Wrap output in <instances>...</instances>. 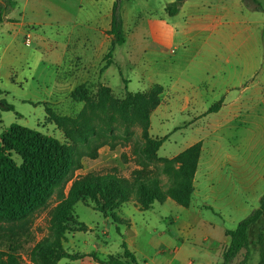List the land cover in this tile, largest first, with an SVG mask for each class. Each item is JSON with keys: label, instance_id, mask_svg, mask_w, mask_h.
I'll return each instance as SVG.
<instances>
[{"label": "crops", "instance_id": "0c3cea01", "mask_svg": "<svg viewBox=\"0 0 264 264\" xmlns=\"http://www.w3.org/2000/svg\"><path fill=\"white\" fill-rule=\"evenodd\" d=\"M13 1L15 6L0 23V80L9 73L15 82L26 81L25 76L18 77L14 64L17 39L24 42L30 33L29 46H34L30 62L55 71L50 97L58 100L79 85L101 83L112 89L116 71L125 91L162 88L159 104L150 114L151 135L164 134L167 140L174 134L190 136L183 147L162 157L202 143L189 206L172 204L170 198L160 203L174 210L169 219L172 227L161 226V217L155 216L161 229L153 234L155 227L145 218L155 203L142 210L130 200L115 209L119 221L111 220L118 230L115 251L106 249L108 243L103 249L87 237L80 242L74 238L68 252L94 251L105 259L120 253L124 241L138 264H195V257L201 261L198 264L219 262L230 241L227 227L223 220L205 217L204 209L210 206L226 215L251 200L259 201L263 194L256 186L264 181L263 0H257L262 10L249 8L242 0H185L173 16L165 6L174 0H149L157 7L146 14L131 6L136 0H125L121 6L125 42L115 47L104 69L114 39L108 33L114 0ZM124 70L127 79L122 78ZM217 102L221 104L211 111ZM209 144L210 161L201 168ZM183 241L192 244L189 250L183 248ZM57 264L99 263L86 255L62 258Z\"/></svg>", "mask_w": 264, "mask_h": 264}, {"label": "trees", "instance_id": "16d2710c", "mask_svg": "<svg viewBox=\"0 0 264 264\" xmlns=\"http://www.w3.org/2000/svg\"><path fill=\"white\" fill-rule=\"evenodd\" d=\"M124 1L113 2L108 33L114 39L105 55L102 69L111 63L110 57L115 47L125 42L121 16ZM183 1L174 0L167 4L166 13L175 15ZM242 1L249 8L262 10L257 0ZM14 6L13 0H0V23ZM84 88V85H79L70 93L73 99L84 101L76 116L60 114L44 104L46 118L63 132L64 141L17 123L10 124L0 133V229H5L3 224H8L11 231L23 229L30 217L56 194V204L49 212V235L38 240L29 252L33 264H57L62 258L74 260L84 257L82 254L70 253L62 246L65 231L71 229L70 214L77 202L90 206L92 201L93 210L104 216L110 214L118 222L114 211L123 202L134 200L140 209L146 210L167 198L188 207L193 197L194 176L202 143L196 142L171 158H157L156 152L165 137L153 139L148 133L150 114L159 104L162 88L154 85L146 92L125 91L121 100L113 98L110 88L101 83L96 87L94 98L78 94ZM4 95L5 92L0 88V111L14 110ZM220 104L215 103L210 110L213 111ZM110 112L118 115L121 124L125 125L126 133L130 132L131 125L137 123L141 126L145 145L133 151L144 159L156 158L159 164L155 168L148 167L141 160L138 162L139 168L133 169L129 177L119 175L116 169L76 174L77 170L83 168V157L97 158L98 149L110 144L116 137L108 116ZM95 119H98L99 125L94 122ZM160 174L166 175L167 183L163 182ZM206 208L214 212L212 207ZM263 216L264 193L256 208L233 229H225L230 241L222 250L221 261L216 264H230L235 260L237 264H247L252 246L258 254L257 264H264V226L258 229L254 240L251 241L248 235L249 227ZM79 227L86 229L83 223ZM86 255L99 264H138L124 241L121 242L120 253L108 254L105 259L93 253ZM0 264L27 263L19 253L7 248L0 251Z\"/></svg>", "mask_w": 264, "mask_h": 264}, {"label": "rangeland", "instance_id": "374dc122", "mask_svg": "<svg viewBox=\"0 0 264 264\" xmlns=\"http://www.w3.org/2000/svg\"><path fill=\"white\" fill-rule=\"evenodd\" d=\"M131 6L143 14L156 11L157 7L156 2L149 0H136L133 4H131ZM16 46L18 52V61L14 64L16 67V74L19 75L18 77L25 76L26 81L19 83L15 82L14 78L10 79L9 73L7 75H2V79L0 80V88L5 92L3 97L8 103L14 106V110L0 111V133L10 124L17 123L19 125L40 131L41 133L52 135L59 140L64 141L63 132L56 125H54V123L46 118L44 104L46 103L53 110L60 114L76 116L82 109L84 101L80 99H73L70 94L61 97L58 100L50 97L49 92L53 87L55 78L54 69L51 66L43 67L41 64L30 62L29 56L32 54L34 46L25 45L23 40L19 38L16 41ZM113 72L115 74L110 82L113 89L112 90L110 88L111 94L116 100H121L125 95V90H123L124 84L122 83V79L118 76L116 71ZM128 75L129 73L127 70L122 71V78L127 79ZM95 92V86H85V88L78 94H86L89 98H94ZM108 116L110 117L112 128L116 134V137L111 140L110 144H104L98 149L97 158L90 159L88 157H83V168L77 170L76 174H84L88 171L106 172L116 169L119 175L129 177L133 169L139 168L140 165L138 162L141 160H143L148 165V167L155 168L159 164L156 158L144 159L142 155L135 154L133 151L134 148L145 145V139L141 135V126L137 123L131 125L129 127L130 132L126 133L124 132L125 125L121 124L117 114L110 112ZM94 122L99 125L98 119H95ZM149 135L153 139L165 137L164 142L156 152L155 156L157 158L168 153H173L175 149L183 147V145L189 142L188 139L190 138V136L186 134H174L170 140H167L168 137L164 134L151 135L149 133ZM210 139L211 136L206 139L207 141L205 145L210 143ZM111 145L114 147L111 148ZM207 149L210 151V144L209 146H205V151L201 157V168H204L206 165H208L210 161V156L207 157ZM160 178L164 183H167L168 179L166 175L160 174ZM208 181L209 180L206 179L202 181V183H208ZM256 186L264 193V181L262 183L256 184ZM56 200V194H54L45 206L41 207L34 213L33 216L30 217L23 229H15L14 231H11L8 229V224H3L5 229H0V251L11 248L13 251L19 253L27 264H33L30 261L29 252L38 240L46 235H49V212L56 204ZM171 202L172 204H176L174 201ZM92 205V201H90V206H85L80 202H77L74 205L70 214L71 229L65 231L62 239V246L66 251H69V246H71V244L74 242V238L80 242L87 237H90L92 239V243L96 244L98 247H102L104 249L105 244L108 243L106 249L115 251L118 240V230L115 229L112 221L116 222L117 219H114L110 214H108L106 216L103 215L107 218V220L102 221L99 213H96V211L93 210ZM257 206L258 200H251L246 206L240 207L239 209L228 210L229 214L226 215H221L216 210L214 213L209 209H204L203 215L205 217H212L214 220H223L225 226L228 229H233L241 219L246 217ZM146 214V221L151 227H155V232L153 234H157V230L161 229L160 226L156 225L157 220L155 219V216L161 217L158 220L161 226H173L170 224L169 219L175 215L174 210L167 204L161 205L160 203H155L154 208ZM138 222H141V220ZM80 223L85 224L86 229H81L79 227ZM1 224L2 223H0V226ZM261 226H264V216L249 227L248 235L251 241L255 239L257 231ZM123 228V226H120V230H123ZM151 231L153 232V229H151ZM76 232L80 233L75 237ZM175 241H177V239H175ZM183 243L185 244V247H183L185 250H189L190 246H192V244L187 241H183ZM197 248L198 247H196V249ZM190 251L193 252V249ZM73 253L82 254L85 256L84 252ZM92 253L97 254V252L94 251L88 254ZM98 253L101 256L104 255L103 252ZM189 253L190 252L188 251V254ZM195 260V264L201 262L197 257H195ZM218 260L220 262L221 258H218ZM257 261L258 254L256 251H254L252 246L250 249V258L247 264H257ZM230 264H237V261L235 260Z\"/></svg>", "mask_w": 264, "mask_h": 264}, {"label": "built area", "instance_id": "2783aa9c", "mask_svg": "<svg viewBox=\"0 0 264 264\" xmlns=\"http://www.w3.org/2000/svg\"><path fill=\"white\" fill-rule=\"evenodd\" d=\"M24 43L25 45L29 46L31 44V34L30 33H27L25 36H24Z\"/></svg>", "mask_w": 264, "mask_h": 264}]
</instances>
